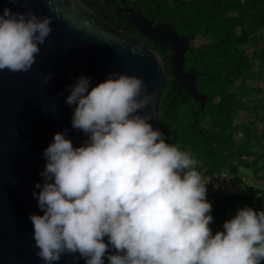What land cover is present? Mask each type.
<instances>
[{"label":"clouds","instance_id":"1","mask_svg":"<svg viewBox=\"0 0 264 264\" xmlns=\"http://www.w3.org/2000/svg\"><path fill=\"white\" fill-rule=\"evenodd\" d=\"M51 21L0 9V72L30 71ZM51 77L45 76L46 84ZM89 86V77H79L66 98L75 106L72 127L87 142L74 147L56 133L43 153L44 183L33 192L43 214L29 217L37 257L45 264L62 255L104 264L106 254L108 264H261L264 211L241 208L213 235L210 180L196 170L199 162L190 151L153 129L154 113L140 114L155 100L143 79L111 73ZM109 245L115 254H108Z\"/></svg>","mask_w":264,"mask_h":264},{"label":"water","instance_id":"2","mask_svg":"<svg viewBox=\"0 0 264 264\" xmlns=\"http://www.w3.org/2000/svg\"><path fill=\"white\" fill-rule=\"evenodd\" d=\"M109 2L113 0H100ZM125 3L126 0H118ZM32 12L39 18L51 16V33L28 72H0V264H45L37 257L30 214L42 215L33 192L44 183L40 174L46 165L44 150L56 133H64L74 147L88 136L72 127L74 105L66 103L70 87L79 77H89L91 87L111 73L143 79L155 100L140 114L154 113L149 120L160 131L158 104L166 82L159 56L128 33L108 25L78 0H0V9ZM129 21L149 41L170 50V64L176 82L202 104L206 96L194 88V74L181 69L187 38L166 23H152L131 8ZM52 74L48 84L45 76ZM60 93H63L61 95ZM104 242L108 240L105 237ZM108 254H115L109 245ZM53 264H85L78 255H62ZM104 264H108L107 254Z\"/></svg>","mask_w":264,"mask_h":264},{"label":"trees","instance_id":"3","mask_svg":"<svg viewBox=\"0 0 264 264\" xmlns=\"http://www.w3.org/2000/svg\"><path fill=\"white\" fill-rule=\"evenodd\" d=\"M78 1L159 56L166 76L158 104L165 141L190 151L199 172L245 178L240 196L207 189L213 235L241 208L264 211V0H126L153 24L166 23L187 38L181 69L194 74L196 93L206 96L202 104L174 79L170 50L145 38L123 4Z\"/></svg>","mask_w":264,"mask_h":264},{"label":"built area","instance_id":"4","mask_svg":"<svg viewBox=\"0 0 264 264\" xmlns=\"http://www.w3.org/2000/svg\"><path fill=\"white\" fill-rule=\"evenodd\" d=\"M205 180H210L207 189L218 192L226 196H240L244 192L245 178L241 174H230L220 171L215 174H205L200 172Z\"/></svg>","mask_w":264,"mask_h":264},{"label":"flooded vegetation","instance_id":"5","mask_svg":"<svg viewBox=\"0 0 264 264\" xmlns=\"http://www.w3.org/2000/svg\"><path fill=\"white\" fill-rule=\"evenodd\" d=\"M114 1H118V0H113V1H109V2H102L103 4H108V3H111V2H114ZM101 2V1H100ZM118 2H120V1H118ZM121 3V2H120ZM125 3H126V1H125ZM125 3L123 4V3H121V4H123V7L122 8H124V7H126V8H130V7H128V6H126L125 5ZM121 8V9H122ZM132 9V8H131ZM123 11V10H122ZM127 12V11H126Z\"/></svg>","mask_w":264,"mask_h":264}]
</instances>
